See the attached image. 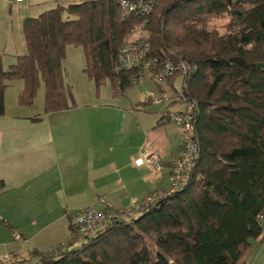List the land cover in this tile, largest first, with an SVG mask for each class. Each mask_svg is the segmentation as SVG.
<instances>
[{
  "label": "trees",
  "instance_id": "16d2710c",
  "mask_svg": "<svg viewBox=\"0 0 264 264\" xmlns=\"http://www.w3.org/2000/svg\"><path fill=\"white\" fill-rule=\"evenodd\" d=\"M222 14L228 21L211 26L210 16ZM142 22L133 13L123 18L118 0H56L27 17L26 53L8 69L0 66V115L15 80L24 82L21 106L34 104L42 85L45 113L76 105L65 80L69 45L84 49V72L98 91L110 83L114 95L126 93L139 83L134 70L117 69L118 53ZM143 37L160 61L181 57L198 65L183 89L180 74L152 81L161 102L169 89L172 104L181 105V89L199 102L198 174L149 213L136 209L87 235L70 224L65 250L32 249L0 264H246L252 243L263 241L264 0H158Z\"/></svg>",
  "mask_w": 264,
  "mask_h": 264
},
{
  "label": "crops",
  "instance_id": "0c3cea01",
  "mask_svg": "<svg viewBox=\"0 0 264 264\" xmlns=\"http://www.w3.org/2000/svg\"><path fill=\"white\" fill-rule=\"evenodd\" d=\"M41 1L0 0V17L7 25L0 41L4 69L26 53L23 23L35 16L30 12L32 4ZM15 28L20 41L18 35V41L14 39ZM84 65L85 61L81 76L91 84ZM65 80L70 88L68 68ZM92 90L93 99L72 94L74 107L50 113L43 108L28 110L33 104L21 106L18 101L11 112L5 100V113L0 115V260L69 242L70 215L82 208L101 209L108 204L122 208L132 198L169 190L171 167L182 144L181 128L163 117L172 100L160 111L149 110L159 106L158 89L159 95L141 96L147 111L136 113L122 106L123 94H113L105 103L98 98L95 82ZM151 151L159 155L161 170L137 162ZM16 232L21 239L14 237ZM246 264H264V239L252 243Z\"/></svg>",
  "mask_w": 264,
  "mask_h": 264
},
{
  "label": "built area",
  "instance_id": "2783aa9c",
  "mask_svg": "<svg viewBox=\"0 0 264 264\" xmlns=\"http://www.w3.org/2000/svg\"><path fill=\"white\" fill-rule=\"evenodd\" d=\"M23 2L25 0H12ZM123 11V18L130 14L140 15L143 19L141 28L135 36L123 44L118 53V70H134L133 82L142 83L147 80L165 84L167 79L174 74H180L183 86L189 85L191 75L198 70L195 62H188L179 57L178 59L166 58L163 61L151 53V44L143 37V30L147 22L154 14L158 0H118ZM183 89V88H182ZM181 89L180 107L175 110L167 109L163 117L181 128V151L178 158L171 167V183L168 191L163 193L148 194L142 199L132 198L129 204L122 208H116L111 204L102 209L92 206L82 208L71 213L70 224L72 229L82 235H87L99 226L121 219L136 209L143 213H149L159 201H163L168 195L184 191L191 184V181L198 174V156L202 150L201 141L196 132V123L201 108L194 97L185 96ZM151 95V94H149ZM156 103L161 99H156ZM139 164L148 162L155 169L161 170L160 157L156 152H148L144 158L138 159ZM16 239H21L17 232ZM68 243H62L47 251L65 250ZM9 259L7 257L2 260Z\"/></svg>",
  "mask_w": 264,
  "mask_h": 264
},
{
  "label": "rangeland",
  "instance_id": "374dc122",
  "mask_svg": "<svg viewBox=\"0 0 264 264\" xmlns=\"http://www.w3.org/2000/svg\"><path fill=\"white\" fill-rule=\"evenodd\" d=\"M72 2V0H69ZM76 1H80V0H76ZM56 1L55 0H44L41 2H36L32 4V7L30 9L31 14H34L35 16L42 13L43 11L53 8L55 7ZM14 15L15 12L13 11ZM0 16H3V14H1ZM229 19V17L227 15H219V16H210V25L214 26V27H220L222 24H224L225 22H227ZM6 21L5 18H1L0 17V41L2 40L3 37V30L7 28L6 25ZM4 22V23H3ZM14 39L18 41L17 38V32H16V28L14 29ZM19 41L21 40L22 36L19 34ZM23 44L24 47H26V43L25 40H23ZM18 46L21 45V43L16 44ZM20 48V47H19ZM68 52H67V56L64 59V69L68 68L70 69V73H71V77H72V83L71 86L68 90V96L71 98L72 94L75 96L76 94L78 96H80L81 98H83L84 100L88 99V97H91L93 99L92 93V85L94 83L93 80H91V84H89V82H87L88 80H86V78H84L82 74L81 69L83 68V63L85 61V55H84V49L81 46H74V45H69L68 46ZM25 50V48H24ZM5 59H7V55L4 56ZM181 83V79H177L176 81V85L180 86L182 88V83ZM155 84L150 81L147 80L143 83H139L134 85L129 91H127L125 94L120 95V97H124L122 98V106H124L125 108H130V110L136 112V113H140V112H144L147 111V109H145L142 104L140 103L141 100V96H146L149 93H154L156 95H159V90L157 88H155ZM24 87V82L23 80H15L11 83L10 88L7 90L6 93V103L8 105V109L9 111L13 112V110L15 109V107H17V97L20 94V92L22 91ZM44 86L42 85L40 87V89L38 90V94L37 97L35 99V102L33 104V106H31V108H29L28 110H35L38 111L41 108L44 107ZM172 90H168V93H164V101L157 104L159 106L154 105L151 109V111H154L155 107H158V110L160 111V107H164L166 106L167 103L171 102L172 98L170 96H173L175 94H172ZM97 94H98V98H102V102H107L106 100L108 98H112L114 97L113 92H112V86L110 83H107L103 86H101L100 90H97ZM159 97V96H158ZM157 97V98H158ZM180 107V102H175L172 105H170V110H175L176 108ZM100 111L105 113L106 110H104L103 108H100ZM145 113V112H144ZM143 115V114H141ZM174 124V123H173ZM167 125H172V124H167ZM176 125V124H174ZM177 126V125H176ZM179 127V126H178ZM152 140L154 141L155 139L152 138ZM171 181V178H170ZM82 201V200H81ZM85 202V201H82ZM82 202H80V204H82ZM97 207V206H96ZM98 208V207H97ZM137 212V211H136ZM137 215H142V211L139 210L137 212Z\"/></svg>",
  "mask_w": 264,
  "mask_h": 264
},
{
  "label": "water",
  "instance_id": "95a60500",
  "mask_svg": "<svg viewBox=\"0 0 264 264\" xmlns=\"http://www.w3.org/2000/svg\"><path fill=\"white\" fill-rule=\"evenodd\" d=\"M264 64L263 63H261V64H259V67H262Z\"/></svg>",
  "mask_w": 264,
  "mask_h": 264
}]
</instances>
